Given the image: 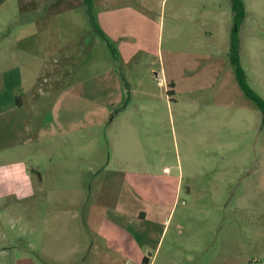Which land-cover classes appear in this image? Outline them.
I'll list each match as a JSON object with an SVG mask.
<instances>
[{
	"label": "rangeland",
	"instance_id": "1",
	"mask_svg": "<svg viewBox=\"0 0 264 264\" xmlns=\"http://www.w3.org/2000/svg\"><path fill=\"white\" fill-rule=\"evenodd\" d=\"M91 1L97 25V15L122 8L110 29L122 35V26H132L135 36L144 42L143 48L138 51L132 45L126 50L121 46L122 55L130 59L122 63L117 45L112 44L116 59L92 30L82 1L70 0L73 10L64 18L73 27L71 33L79 34L84 22L88 33L53 54L43 71L68 70L70 74H52L56 89L61 84L76 88L84 81L80 83H85L84 95L72 96V100L64 96L65 106L71 104L70 117L82 116L87 107L84 113L88 124L106 120L102 126L88 125L87 136L99 141L97 149L96 145L88 146V157L94 149L101 154L99 161L88 159V167L94 162L103 167L110 157L115 158L113 136L119 135L128 138L129 168L135 182L144 186L150 183L152 188L165 186L170 203L159 215L169 218L150 241L152 248L146 252V259L155 252L152 264H264V116L241 91L230 64L233 16L229 1L147 0L154 19L149 29L141 32L143 37L137 15L126 8L127 0ZM198 1L199 9L194 7ZM243 1L245 16L237 32L239 67L249 88L264 101V0ZM6 2L0 7V28L5 34L23 18L17 15V0ZM11 39L1 37L0 46L5 48ZM95 60L103 70L115 68L117 93L123 97L121 107H127L124 117L111 127L107 123L117 112L104 106L99 116L97 108L116 90L108 75L102 80L89 79L95 71ZM83 67L85 71L76 74ZM121 118L129 127L118 123ZM62 161L54 158V166L61 170ZM116 162L118 157L105 165L106 170L114 171ZM109 174L95 178L88 173L86 195L95 193L100 183L107 187L115 176ZM158 194L165 198L162 190ZM24 206L18 212L12 208L5 222H0V264L68 262L72 256L69 250L78 243L74 235L82 218L80 208L75 210L80 218L74 220L71 214L75 211H69L68 206L51 208L40 202L33 216L32 234V214L29 205ZM0 212L5 217L3 209ZM19 215L21 220L16 225L17 218L13 217ZM106 215L110 216L103 207L91 211L97 224ZM163 225L166 228L162 232ZM109 227L105 224L104 232ZM143 237L136 235L139 243Z\"/></svg>",
	"mask_w": 264,
	"mask_h": 264
},
{
	"label": "crops",
	"instance_id": "2",
	"mask_svg": "<svg viewBox=\"0 0 264 264\" xmlns=\"http://www.w3.org/2000/svg\"><path fill=\"white\" fill-rule=\"evenodd\" d=\"M17 1V15L23 17L22 21L16 28L7 29L6 34L0 28V38L13 37L8 46H0V209L5 213V217H2L0 212V222H5L6 215L12 210L22 211L23 205H29L32 214L29 232L33 234V216L37 215L40 202H45L46 207L51 208L66 205L69 211L80 208L82 218L74 235V239L78 236V243L69 250L72 256L67 258L68 262L62 264H152L156 258L155 252L149 253L151 259H146L145 254L152 248L150 241L159 235L160 225L169 218L159 215L167 210L170 203V200H166L165 186L162 189L159 186L152 188L150 183L144 186L135 182V174L129 168L128 138L119 135L113 136L115 148L112 156L119 160L114 171L105 167L110 160H115L114 157H110L103 167H97L100 165L95 162L88 167V159L101 160V154L95 150L98 139L87 136L88 125L102 126L106 120L96 121L97 125L92 121L88 124L84 113L87 107L83 108L82 116L79 113L78 117H70L71 104L67 102L65 106L64 96L68 95L72 100V96L84 95L85 83L80 84L84 81L78 82L80 86L76 88L61 84L56 89L52 74H70L68 70L63 71L62 67L58 73L51 69L49 72L43 71L47 70L46 64L49 65L53 54L88 33L87 25L84 22L79 34L71 33L73 27L64 18L73 10L70 0H59L58 5H55L56 0ZM5 2H0V7ZM126 5L128 11L137 15L139 32L148 30L154 18L150 15L152 8L147 0H127ZM194 7L199 9V1L194 3ZM117 11H122V8L114 7L100 17L97 15L98 26L110 43L117 45L122 63H128L130 59L122 55L120 47L129 50L135 45L139 51L144 42L135 36L130 25L122 26V35L112 31ZM24 16L28 18L24 19ZM55 48L57 50L53 52ZM96 64L95 60V71L89 79L102 80L104 75H108L107 80H113L112 88L116 90L111 99L100 103L97 108L99 116L103 115L104 106L108 111L117 112L119 118L115 116L107 123L111 127L120 117H124L127 107H121L123 97L117 93L115 68L109 66L103 70ZM84 71L85 67L76 74ZM123 120L121 118L118 123L129 127L127 121ZM93 145L96 148L88 157V146ZM54 158L63 160L61 170L58 165L54 166ZM88 173L94 174L95 178L111 173L115 174L112 176L115 179L110 178L107 187L100 183L96 192L87 196ZM159 190L163 191L165 198L159 197ZM95 207L107 209L110 216L106 215L97 224L91 216ZM74 213L71 214L72 219L80 218L78 213L76 216V211ZM13 218H17L16 225L20 223V215ZM105 224L110 225L107 232L103 230ZM165 228L163 225L162 232ZM65 235L68 237V232ZM136 235H143V242L139 243ZM102 240L105 241L104 246Z\"/></svg>",
	"mask_w": 264,
	"mask_h": 264
},
{
	"label": "trees",
	"instance_id": "3",
	"mask_svg": "<svg viewBox=\"0 0 264 264\" xmlns=\"http://www.w3.org/2000/svg\"><path fill=\"white\" fill-rule=\"evenodd\" d=\"M81 1L86 9V15H87V18L89 20L92 30L101 39H103L106 42L107 46L112 50L113 56L117 59L115 49L113 48L110 41L106 38V36L103 34V32L101 31V29L96 23V20L93 15V11H92V1L91 0H81ZM228 1L230 4L232 16H233V28L231 32L230 43H229V53H228L230 64L235 69L236 80H237L238 86L240 87L241 91L247 98H249L252 102H254V104L257 106V108L261 111V113L264 116V101L261 98H259L249 88V86L246 83V77L243 71L239 67L240 44H239V40L237 37V32H238V27L245 16L244 5H243L242 0H228ZM122 81L124 85L127 87V84L124 81V79H122Z\"/></svg>",
	"mask_w": 264,
	"mask_h": 264
}]
</instances>
